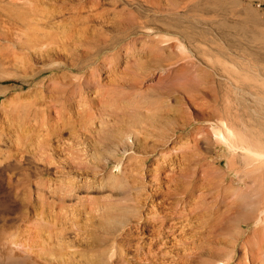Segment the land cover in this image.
I'll list each match as a JSON object with an SVG mask.
<instances>
[{"label": "rangeland", "instance_id": "rangeland-1", "mask_svg": "<svg viewBox=\"0 0 264 264\" xmlns=\"http://www.w3.org/2000/svg\"><path fill=\"white\" fill-rule=\"evenodd\" d=\"M258 1L0 0V264H264Z\"/></svg>", "mask_w": 264, "mask_h": 264}, {"label": "built area", "instance_id": "built-area-1", "mask_svg": "<svg viewBox=\"0 0 264 264\" xmlns=\"http://www.w3.org/2000/svg\"><path fill=\"white\" fill-rule=\"evenodd\" d=\"M256 6H257L258 8H260V9L264 12V0H263V2L258 1V2L256 3Z\"/></svg>", "mask_w": 264, "mask_h": 264}, {"label": "bare ground", "instance_id": "bare-ground-1", "mask_svg": "<svg viewBox=\"0 0 264 264\" xmlns=\"http://www.w3.org/2000/svg\"><path fill=\"white\" fill-rule=\"evenodd\" d=\"M181 44V43H180ZM183 46V45H182ZM3 92H4V89H2V90H0V96L3 94ZM5 92H6V90H5ZM6 95V94H5ZM20 97V96H19ZM221 138H224V135H221ZM220 138V139H221ZM224 141V140H223ZM225 142V141H224ZM229 142V141H228ZM229 144V143H228ZM230 146V145H229ZM234 147V146H233ZM247 149V148H246ZM257 153V152H256ZM260 153V152H259Z\"/></svg>", "mask_w": 264, "mask_h": 264}]
</instances>
